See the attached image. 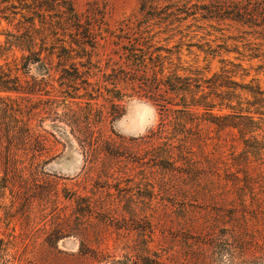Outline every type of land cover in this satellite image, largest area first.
Segmentation results:
<instances>
[{
  "label": "rangeland",
  "instance_id": "374dc122",
  "mask_svg": "<svg viewBox=\"0 0 264 264\" xmlns=\"http://www.w3.org/2000/svg\"><path fill=\"white\" fill-rule=\"evenodd\" d=\"M42 8L0 0V264H264V0Z\"/></svg>",
  "mask_w": 264,
  "mask_h": 264
},
{
  "label": "trees",
  "instance_id": "16d2710c",
  "mask_svg": "<svg viewBox=\"0 0 264 264\" xmlns=\"http://www.w3.org/2000/svg\"><path fill=\"white\" fill-rule=\"evenodd\" d=\"M73 1L74 0H34V3L41 7V11L43 10V3L44 4H49V8H51L52 10H54V8H56L57 10H61L63 11L64 10V13L66 15V21L67 22H75V21H79V18H78V15L77 13L74 11V8H73ZM62 2V3H61ZM142 8H144V6H142ZM31 13V11H29ZM33 19V18H31ZM28 27L26 29V37L23 38V39H19L21 43H25L26 44V47L27 49H32L35 45V34H36V31L35 30V26H34V23L32 21H28ZM89 33V30H87L85 32V34L88 35ZM29 34V35H28ZM185 80H188L189 81V78H186L184 77L183 79H181V77H176L175 81H179L180 83H184ZM3 80L0 79V86H2L1 84H3ZM5 88V87H4ZM174 85H171L170 87V90H174ZM259 90V89H258ZM188 91V89L186 90ZM259 94H260V91H257ZM192 103L196 106H202V107H205L206 108V105L201 101L199 100V97L195 98V97H192ZM193 106V105H192ZM189 106H185L184 107V112L187 111Z\"/></svg>",
  "mask_w": 264,
  "mask_h": 264
}]
</instances>
